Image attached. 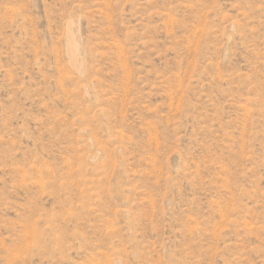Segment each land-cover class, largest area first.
<instances>
[{
  "label": "rangeland",
  "instance_id": "rangeland-1",
  "mask_svg": "<svg viewBox=\"0 0 264 264\" xmlns=\"http://www.w3.org/2000/svg\"><path fill=\"white\" fill-rule=\"evenodd\" d=\"M0 264H264V0H0Z\"/></svg>",
  "mask_w": 264,
  "mask_h": 264
},
{
  "label": "bare ground",
  "instance_id": "bare-ground-1",
  "mask_svg": "<svg viewBox=\"0 0 264 264\" xmlns=\"http://www.w3.org/2000/svg\"><path fill=\"white\" fill-rule=\"evenodd\" d=\"M71 43H74V42L71 41ZM72 46H73V45H72ZM75 46H76V45H75ZM75 48H76V47H75ZM74 53H75V52H74Z\"/></svg>",
  "mask_w": 264,
  "mask_h": 264
}]
</instances>
